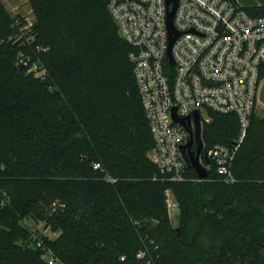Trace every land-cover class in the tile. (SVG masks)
I'll list each match as a JSON object with an SVG mask.
<instances>
[{"label": "trees", "instance_id": "trees-1", "mask_svg": "<svg viewBox=\"0 0 264 264\" xmlns=\"http://www.w3.org/2000/svg\"><path fill=\"white\" fill-rule=\"evenodd\" d=\"M28 1L49 76L18 65L32 51L11 38L0 0V264H48L39 235L62 264H264V117L252 115L235 183L204 158L207 179L186 164L184 179L170 181L149 158L133 48L107 0ZM247 11L264 16V6ZM208 117L204 156L240 133L237 116Z\"/></svg>", "mask_w": 264, "mask_h": 264}, {"label": "built area", "instance_id": "built-area-1", "mask_svg": "<svg viewBox=\"0 0 264 264\" xmlns=\"http://www.w3.org/2000/svg\"><path fill=\"white\" fill-rule=\"evenodd\" d=\"M1 1L13 18L11 38L32 51H21L18 65L45 81L49 74L42 56L48 48L35 45L31 4L28 0L18 4ZM107 5L120 37L133 48L129 59L154 141L150 160L170 181L184 179L181 147L188 142L189 131H195V124L191 121L185 128L175 123L173 109L178 118H192L199 111L201 124L209 111L235 115L240 124L238 139L231 146L215 145L206 153L222 180L235 183L232 163L247 136L264 72V16L250 15L239 0H178L173 27L179 37L170 49L175 35L170 34L168 16L173 4L168 6L167 0H107ZM100 168L94 164L95 170ZM166 204L170 218L179 214L170 190ZM36 240L41 259L59 263L40 235Z\"/></svg>", "mask_w": 264, "mask_h": 264}, {"label": "water", "instance_id": "water-1", "mask_svg": "<svg viewBox=\"0 0 264 264\" xmlns=\"http://www.w3.org/2000/svg\"><path fill=\"white\" fill-rule=\"evenodd\" d=\"M168 6L173 4L172 11L169 13L168 16V26L170 30L171 35H175L171 39L170 49L172 45L174 44L175 40L179 37V34L175 33L174 27H173V20L175 17V13L178 7V0H167ZM170 55V52H169ZM173 121L175 123L181 124L183 127L187 128L191 121L195 124V131H189L190 138L188 142L181 147L182 155L184 157V160L186 164L193 167L199 177L200 180H205L209 176V172L207 168L203 164V140H202V126H201V115L199 111H195L193 113V117H187V118H178L176 115V109H173ZM196 146V149L192 151V147ZM204 159L209 162L207 156H204Z\"/></svg>", "mask_w": 264, "mask_h": 264}, {"label": "rangeland", "instance_id": "rangeland-1", "mask_svg": "<svg viewBox=\"0 0 264 264\" xmlns=\"http://www.w3.org/2000/svg\"><path fill=\"white\" fill-rule=\"evenodd\" d=\"M13 1H15L16 4H18L20 0H13ZM28 13H29V11H28ZM28 16H30V15L28 14ZM202 113L204 116H206V113L204 111ZM255 113L262 118L264 117V76L261 78L260 83H259V87H258L257 105H256ZM205 119H207V120H205V122H209L208 116H206ZM203 123L204 122H202V124H201L202 129H203ZM171 220H172L173 225H175V226L178 225L177 216H175V215L172 216ZM42 226H43L42 224H39L37 226L33 225V228L37 231V230L41 229ZM45 233L47 235H49V237L52 239L57 236L56 234H52L49 231H45ZM57 264H62V263L59 262ZM153 264H160V262L158 260H155L153 262Z\"/></svg>", "mask_w": 264, "mask_h": 264}, {"label": "crops", "instance_id": "crops-1", "mask_svg": "<svg viewBox=\"0 0 264 264\" xmlns=\"http://www.w3.org/2000/svg\"><path fill=\"white\" fill-rule=\"evenodd\" d=\"M240 4L245 8H251L261 3L264 4V0H239Z\"/></svg>", "mask_w": 264, "mask_h": 264}, {"label": "flooded vegetation", "instance_id": "flooded-vegetation-1", "mask_svg": "<svg viewBox=\"0 0 264 264\" xmlns=\"http://www.w3.org/2000/svg\"><path fill=\"white\" fill-rule=\"evenodd\" d=\"M196 149V146L194 145L193 147H192V151H194ZM202 158H204V154L202 153Z\"/></svg>", "mask_w": 264, "mask_h": 264}]
</instances>
